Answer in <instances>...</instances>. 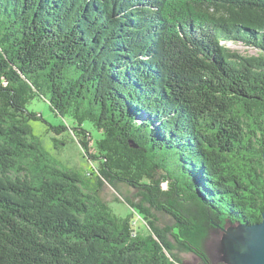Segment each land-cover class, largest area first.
<instances>
[{"label":"trees","instance_id":"obj_1","mask_svg":"<svg viewBox=\"0 0 264 264\" xmlns=\"http://www.w3.org/2000/svg\"><path fill=\"white\" fill-rule=\"evenodd\" d=\"M35 99L92 172L52 158ZM263 211L264 0H0V264H213L211 231Z\"/></svg>","mask_w":264,"mask_h":264},{"label":"rangeland","instance_id":"obj_2","mask_svg":"<svg viewBox=\"0 0 264 264\" xmlns=\"http://www.w3.org/2000/svg\"><path fill=\"white\" fill-rule=\"evenodd\" d=\"M226 44L233 49L240 51L242 54L259 53V49L248 47L243 43L226 42ZM29 108L38 111L40 115H43L44 120L48 122L39 120L32 121L31 123L33 125L34 133L40 137L44 147L50 152L52 158L65 167L77 168L85 174L90 171L92 172L94 166L89 162L73 133L67 131L62 135H57L51 130L49 124L59 125L65 123L66 120L60 116H56L48 103L44 100L35 99L29 104ZM62 139L65 141L63 144L60 142ZM87 178L88 180L86 179V181H88V184L91 187L94 188L97 186L96 183L98 178L96 174L87 176ZM162 186L166 187L167 182H164ZM122 190L124 193L132 194V191L125 186H122ZM102 194L109 202L112 211L117 215L127 216L131 213L132 209L124 200L120 202L116 200V192L109 185L104 186ZM157 215L160 217L162 224H173L172 217L168 214L158 212ZM134 221L135 227L138 230L144 232L148 231L149 228L144 219L136 215ZM224 234V230L216 226V228L211 231L210 236L206 241V250L211 257L213 264H227L225 261V252L223 251ZM182 255L186 264H201L200 259L192 253L185 252L182 253Z\"/></svg>","mask_w":264,"mask_h":264},{"label":"water","instance_id":"obj_3","mask_svg":"<svg viewBox=\"0 0 264 264\" xmlns=\"http://www.w3.org/2000/svg\"><path fill=\"white\" fill-rule=\"evenodd\" d=\"M223 251L227 264H264V211L262 220L253 224L227 222Z\"/></svg>","mask_w":264,"mask_h":264}]
</instances>
